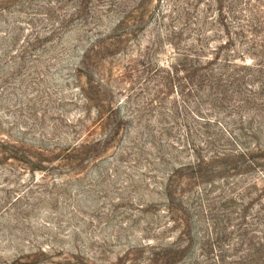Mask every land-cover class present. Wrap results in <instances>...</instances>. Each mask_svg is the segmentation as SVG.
<instances>
[{
	"label": "rangeland",
	"instance_id": "obj_1",
	"mask_svg": "<svg viewBox=\"0 0 264 264\" xmlns=\"http://www.w3.org/2000/svg\"><path fill=\"white\" fill-rule=\"evenodd\" d=\"M223 3L227 13L236 6L233 32L264 30V0ZM221 7L0 0V143L18 159L0 156V264H156L160 252L178 253L177 264H264V77L224 90L213 108L161 87L159 68L175 59L161 38L180 28L197 38L206 28L218 30L211 44L219 46ZM245 36L236 50L263 42ZM91 85L106 102L87 108ZM116 122L121 133L108 143L101 126ZM86 141L107 142L74 154ZM221 152L227 160L211 166ZM198 158L208 164L183 170ZM180 169L171 207L167 187Z\"/></svg>",
	"mask_w": 264,
	"mask_h": 264
},
{
	"label": "trees",
	"instance_id": "obj_2",
	"mask_svg": "<svg viewBox=\"0 0 264 264\" xmlns=\"http://www.w3.org/2000/svg\"><path fill=\"white\" fill-rule=\"evenodd\" d=\"M217 3H219V0H217ZM218 11L220 13L218 25L222 28V38L224 35L226 37V40H222L219 46L214 47L211 44L212 41L216 42L220 38V36H217L218 34H215L218 30H212L214 35L207 36V32L205 31L206 28H202V30L199 31L197 38H193L194 36L191 34L192 30L187 28H180L178 30L173 29L169 32H166L165 38H161V44L165 46L168 45L175 52L174 63L170 66H162L159 68L163 95H168L169 93L174 94L176 92L177 97L181 99L182 102L186 103L184 98L189 99L188 105L192 103L194 105H206L213 108L218 104H222V92L224 90L228 88L233 90L237 84L240 85V89H243L245 87L244 84L246 83L244 81L242 82L241 80H247L248 78L256 77L258 75L261 76V78L264 77V30L262 31L261 29V31H259V28L257 27L254 29L250 28L251 30H248L245 28L246 26L237 24L235 26V32H233L231 26L234 22L227 24V21L231 18L239 19V17H236V6L232 4L229 7V12L227 13L222 0V7L219 8ZM251 23L252 26H256L253 22ZM122 24L124 23L121 22L119 28L122 27ZM193 33H195V30ZM248 33L252 34V37H259L260 39L263 38L262 44L252 41L251 44L244 43V45H242L241 51L236 50V39L246 37L245 35ZM117 40L118 41H116V45L124 44V41L121 37ZM208 55L212 56L211 59L207 58ZM248 56H252V61L256 62L253 66L246 64V59ZM239 60L242 62L241 64H237V61ZM250 73L252 75L248 77V74ZM261 86L264 88V84ZM94 88H96V90H93ZM88 89L94 94L92 97H89L87 94L84 95V101H86L85 103L87 104V108L88 106L95 107L92 105L93 102L95 104H102L103 102L101 101L106 102V100H104L101 96L102 93L96 92L98 87H92L91 85ZM160 94L162 95L161 91ZM253 95L257 94L253 93ZM195 96H198L196 101L192 100ZM103 97H106V93L103 95ZM227 98L228 96L226 99ZM161 104H163V99H161ZM108 106L111 108L112 112L117 111L120 113V105L114 106L113 102L108 101ZM174 107L177 110L179 109L177 100L174 102ZM184 111H186V107H184ZM121 122L124 123L122 119ZM101 129L105 131L106 137L108 138V143H112V140L114 141L116 138H118L121 133V128L117 122L110 127L101 126ZM106 142L102 143V141H99L96 145L94 143L93 146H89L91 144L86 141L80 146L78 145L76 148H74L73 152L74 154L77 152H86L90 150V148H95V146L99 147ZM210 144L211 142L208 143L209 147ZM208 146L207 148H209ZM8 147L9 145L2 142L0 143V156L2 157L1 160L4 162L5 160L10 159L18 161L16 158L17 156H10L13 154L8 149ZM221 153L222 154H216L215 157L210 160L211 166L212 164L225 162L227 160V152ZM220 156H222V158ZM66 158L69 159L68 157ZM207 162L208 159L198 158V163L196 166L189 165L187 166L189 168L181 169L195 172L196 168L208 164ZM181 169L180 171L176 170L174 172L175 175L171 177L170 183L167 187V200L169 201V206L171 207L173 206V202L177 200L178 193L175 187L178 188L181 178L185 177V175L181 173ZM188 178L190 181L193 180L192 184L196 183L195 179H199L197 176L195 178L194 176ZM255 222L257 225L258 223L261 224L263 222V217L261 215L259 217H255ZM175 252H177V250ZM181 253H184V251H181ZM177 254L178 253H155V259L153 261L156 264H177ZM205 256L206 255L203 254L202 258L204 259ZM217 263L219 264L218 260ZM222 264H225L223 257Z\"/></svg>",
	"mask_w": 264,
	"mask_h": 264
}]
</instances>
